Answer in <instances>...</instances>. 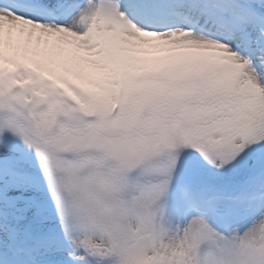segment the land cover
I'll list each match as a JSON object with an SVG mask.
<instances>
[{"label":"snow or ice","instance_id":"snow-or-ice-1","mask_svg":"<svg viewBox=\"0 0 264 264\" xmlns=\"http://www.w3.org/2000/svg\"><path fill=\"white\" fill-rule=\"evenodd\" d=\"M0 264H264V0H0Z\"/></svg>","mask_w":264,"mask_h":264}]
</instances>
